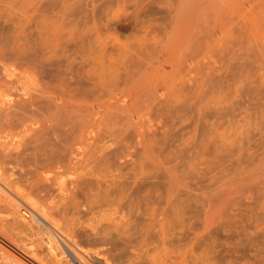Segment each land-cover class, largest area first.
Here are the masks:
<instances>
[{"label": "rangeland", "instance_id": "obj_1", "mask_svg": "<svg viewBox=\"0 0 264 264\" xmlns=\"http://www.w3.org/2000/svg\"><path fill=\"white\" fill-rule=\"evenodd\" d=\"M1 43L39 125L0 118V264H264V0H0Z\"/></svg>", "mask_w": 264, "mask_h": 264}, {"label": "bare ground", "instance_id": "obj_2", "mask_svg": "<svg viewBox=\"0 0 264 264\" xmlns=\"http://www.w3.org/2000/svg\"><path fill=\"white\" fill-rule=\"evenodd\" d=\"M7 41V40H6ZM1 42H3V41H1ZM12 43H14V42H12ZM35 43H31V45H30V47L31 48H33V47H35V45H34ZM7 45V44H6ZM17 45V43H15V46ZM3 46H4V44H3ZM2 46V43L0 44V118H2V119H4L6 122H7V124H8V126L10 127V126H15V125H13V123L10 121L11 120V118L13 119V117L15 118V117H17L18 118V120H20L21 122L17 125V126H19V128H21L22 130V133L24 134V136H28V135H30L32 132H34L36 129H37V127H38V121H35L34 120V118H27V117H25V115H27V114H25V111H27L26 109H24L25 107H26V103L28 104V103H30L32 100H33V98H34V96L35 95H33V93H32V91H33V89H31V88H29L28 86H30L29 85V82H34V81H32L33 79H32V77H31V74L29 73V71L30 70H22V69H20L19 67H18V63L20 62V61H22L21 60V58H20V56H19V52H20V50H16L15 51V49H16V47H15V49H14V53L12 52V54H11V50L9 49V47H8V50H10V53H9V51L7 52V51H5L4 50V48H7L6 46L5 47H3ZM12 46H14V45H12ZM12 49V48H11ZM20 49V48H19ZM42 51V50H41ZM19 59H20V61H19ZM209 59V58H208ZM19 61V62H18ZM23 63V62H22ZM192 63V62H191ZM208 63V62H207ZM29 69V68H28ZM33 71V70H32ZM35 75V74H34ZM5 77V78H4ZM34 78V77H33ZM38 80V79H37ZM35 85V84H34ZM32 86V85H31ZM44 96H45V98H46V112H44L45 114H44V120H43V125H44V128H45V131L47 132L46 134H47V137H45L46 138V143H45V145L47 146V148H46V151H47V153H46V159H45V163H44V165L46 166V167H50L52 164H53V162H52V153H53V155L54 154H57L58 153V155H60V153L61 152H63V151H65L66 149H68L69 147H68V145H69V141L68 140H65V141H63V145H62V142H61V144L57 147V149H54V147H53V149L50 147V143H49V139H50V132L53 130L52 128H53V126H54V123H53V120L54 119H52V114H50V110H49V104H50V102H51V100H52V97H51V95H50V92L49 91H45L44 90ZM161 94V93H160ZM161 96V95H160ZM31 104V103H30ZM32 104H33V102H32ZM25 105V107H23ZM96 109V108H95ZM27 113V112H26ZM19 116V117H18ZM23 117H25V118H23ZM21 118H23V119H21ZM149 118V117H148ZM101 119V118H100ZM138 120V119H137ZM60 126V125H59ZM99 126V125H98ZM16 127V126H15ZM40 128H41V126H39ZM97 130V129H96ZM96 130L95 131H89V132H92L91 134H93L94 132H96ZM38 132V131H37ZM89 135V134H88ZM23 136V135H22ZM32 136V135H31ZM30 137V136H29ZM93 138V135L92 136H89L86 140H84L83 141V139H78V141H77V143H78V145H79V147H77L76 149H74V151H73V154L75 155V156H78L79 154L81 155H85V154H87V152H88V150H87V148H86V146H88V144L85 142V141H87L88 139L90 140V139H92ZM114 140V139H113ZM94 141V140H93ZM90 143H92V141L90 142ZM93 145H94V143H92ZM75 145H76V143H75ZM113 146V145H112ZM90 147H92V145L90 146ZM108 147V146H107ZM111 148V147H110ZM118 148V147H117ZM106 149V148H105ZM112 152H113V150H112ZM131 154V153H130ZM127 155V154H126ZM132 156V155H131ZM59 157V156H58ZM83 157V156H82ZM130 157V156H129ZM54 158V157H53ZM75 158V157H74ZM77 158V157H76ZM81 158V157H80ZM134 158V157H133ZM78 160H80V159H78ZM77 160V161H78ZM128 161V160H127ZM136 161V160H135ZM62 162V161H61ZM60 159H57L56 161H55V163L60 167L61 165H60ZM126 162V161H125ZM76 164V163H75ZM183 165V164H182ZM258 166V165H257ZM158 168V167H157ZM258 169L260 168V167H257ZM256 168V169H257ZM257 169V170H258ZM242 171H245V170H242ZM247 172H249L248 170H247ZM238 173V172H237ZM242 173V172H241ZM241 173H239V174H241ZM157 174H159V173H157V171H153V170H143V168L138 172V171H136L135 173H134V180H136V178H138L139 176L141 177V178H143V179H145V178H154V177H156V175ZM255 174V173H254ZM127 175V174H126ZM129 175H130V173H129ZM162 175V174H161ZM248 175V174H247ZM257 175V174H256ZM255 175V176H256ZM253 176V175H252ZM238 177H239V175H238ZM241 177V176H240ZM132 178V177H131ZM251 179V178H250ZM246 180V179H245ZM178 181V180H177ZM233 181V180H232ZM171 182V181H170ZM140 183V182H139ZM147 183V182H146ZM157 183V182H156ZM230 183H232V182H230ZM223 184V183H222ZM178 185H180V183L178 184L177 183V186ZM191 186V185H190ZM231 186V185H230ZM229 187V186H228ZM179 188V187H178ZM187 190V189H186ZM190 190V189H189ZM192 191V190H191ZM198 192H200V191H198ZM224 192V191H223ZM203 193V192H202ZM194 194V193H193ZM198 194H200V193H198ZM197 195V194H196ZM24 197H26V196H24ZM23 197V198H24ZM18 198H20L19 196H18ZM17 198V199H18ZM22 198V199H23ZM29 198V197H28ZM24 200H26L25 202H27V198L26 199H24ZM24 202V203H25ZM28 202L30 203V201L28 200ZM28 202L27 203H25V207L26 208H28L29 210H30V212H29V210H28V213L30 214L31 213V215H38V216H40V217H42V218H44V217H47L48 216V214H47V212L48 211H46V209H42L43 207L42 206H40V207H38V205H34L33 204V201H32V203H30V204H28ZM36 202V201H35ZM34 202V203H35ZM10 203V202H9ZM18 203H20V200H19V202ZM11 204V205H13V207H14V209L15 210H19V208L21 207V206H19V204ZM20 204H23L22 202L20 203ZM46 208V207H45ZM25 212V211H24ZM19 213H21V212H19ZM22 214V213H21ZM261 214V213H260ZM30 216V215H29ZM243 219V218H242ZM261 220V219H260ZM253 221H254V219H253ZM254 222H256V221H254ZM252 225V224H251ZM241 231V230H240ZM59 233L60 234H62L60 231H59ZM251 236V235H250ZM256 236V235H255ZM254 237V236H253ZM43 239V238H42ZM42 241V240H41ZM73 241H75L74 239H73ZM70 242H72V241H70ZM251 243V242H250ZM43 244L45 245L46 244V246L48 247L47 249L49 250L48 252H50V254H51V256H52V258L54 257V258H56V261H57V258H59L60 260H62V259H67V260H65V261H68V262H71V259L70 258H66V257H64L63 255H61V254H58L57 252H55V247H54V243H53V239L51 238V237H45L44 238V240H43ZM77 243L76 242H74L73 243V247L79 252V255H81V258L80 259H82L83 261H86L88 264H113V263H110L106 258H104L102 255H100V254H89V255H86V254H84L83 252H81L80 250H79V248L77 247V245H76ZM255 245V244H254ZM14 259L12 260V261H14L16 264H20V262H18V259H16L15 257H13ZM47 258V257H46ZM35 260V259H34ZM53 260V259H52ZM41 261H44V259H42ZM47 261H49L50 262V264H53V262L51 261V258H49V260H47ZM55 261V260H54ZM65 263V262H63V263H61V262H58L57 264H69V263ZM76 264V263H75Z\"/></svg>", "mask_w": 264, "mask_h": 264}]
</instances>
